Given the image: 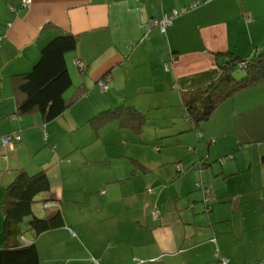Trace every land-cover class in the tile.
I'll list each match as a JSON object with an SVG mask.
<instances>
[{"label":"crops","instance_id":"crops-1","mask_svg":"<svg viewBox=\"0 0 264 264\" xmlns=\"http://www.w3.org/2000/svg\"><path fill=\"white\" fill-rule=\"evenodd\" d=\"M195 3L165 31L155 26ZM23 4L0 0V248L7 187L42 169L66 223L55 264H264V81L220 105L203 137L184 131L194 129L187 102L218 79L227 55L264 48V0ZM63 35L78 39L66 54L65 97L76 100L49 123L18 114L22 78ZM8 135L21 141L7 146ZM199 182L215 199L209 211Z\"/></svg>","mask_w":264,"mask_h":264},{"label":"trees","instance_id":"trees-1","mask_svg":"<svg viewBox=\"0 0 264 264\" xmlns=\"http://www.w3.org/2000/svg\"><path fill=\"white\" fill-rule=\"evenodd\" d=\"M194 11L181 13L172 20V25L176 19ZM77 43L76 36L63 35L53 39L42 49L39 60L19 84L18 90L21 98L18 104V114L28 115L38 112L44 121L49 123L69 109L76 98L70 101L65 97L73 84L66 54L74 51ZM227 56L229 61L221 65L218 79L187 102L185 119L194 129H185V132L195 130L198 137H203L201 124L207 121L220 105L241 90L264 81V48L250 53L244 59L233 57L230 54ZM167 65L169 66L170 63ZM239 72L242 74L238 77ZM140 118L141 116L136 117L135 122ZM229 158H233V155ZM223 160L221 164L225 162V159ZM262 162L264 163V156H262ZM201 163H203L201 159H197L194 166H199ZM181 164H177L176 167L182 172ZM202 169L199 166L200 172ZM197 188L203 193V203L209 211L211 204L215 201L210 187L199 182ZM51 189L50 177L44 170L35 174L20 171L16 179L7 187L6 199L2 205L4 246L0 248V264H40L38 246L36 242H27L21 233L22 224L26 223L38 239L66 226L61 206L54 204L55 199H52ZM39 196H43L42 201L39 202L44 204L43 209L45 210L41 209L40 213L35 208ZM222 260L221 264H223Z\"/></svg>","mask_w":264,"mask_h":264},{"label":"rangeland","instance_id":"rangeland-1","mask_svg":"<svg viewBox=\"0 0 264 264\" xmlns=\"http://www.w3.org/2000/svg\"><path fill=\"white\" fill-rule=\"evenodd\" d=\"M238 77L240 76V74H242V72L238 73ZM244 90V89H243ZM95 142L91 143V145L89 146H93ZM88 146V147H89ZM113 146H110L109 149L111 150ZM51 146H50V150H51ZM91 149V148H90ZM55 150V149H54ZM117 150V149H115ZM90 151V150H89ZM55 152V151H53ZM55 160V159H54ZM54 162V161H53ZM38 168V167H37ZM38 172H41L42 169H37ZM37 172V173H38ZM38 202L35 204V208H36V211L38 213H40V210L42 209L43 211H45L43 209V203L42 202H39L40 200L42 201L43 199V196H39L38 197ZM47 212V211H46ZM48 212H52V210H48ZM21 230H22V235L25 237V239H27V242L28 243H34L36 242V244L41 247V255H40V264H55L57 261H53L52 259V250H53V247L54 245H56V243L58 241H60V239H58V235H59V232L58 231H53V232H49L47 234H45L46 236H41L40 238L42 239H38L35 237V235L33 234V232L31 230H29L28 226H26V223L22 224L21 226ZM63 249V248H62ZM64 255V252L61 251L58 255V257L60 256H63Z\"/></svg>","mask_w":264,"mask_h":264},{"label":"built area","instance_id":"built-area-1","mask_svg":"<svg viewBox=\"0 0 264 264\" xmlns=\"http://www.w3.org/2000/svg\"><path fill=\"white\" fill-rule=\"evenodd\" d=\"M33 0H24V7H29V5H31ZM199 7V3H195L193 5H191L187 10H183V11H175L173 13V15H166L162 20H157L154 22L155 26L160 27L162 31H165V29L169 26L172 25V20L177 17L178 15H180L183 12H190V11H194ZM78 67L80 68V70L83 72L85 69V66L83 63L81 62H77ZM168 65H167V69H168ZM100 87L102 90L106 89V85L104 83L100 84ZM17 141H21V137L18 135H8L2 138V142L3 144L7 145V146H11L13 145V143L17 142ZM223 264H228V261L223 259L222 260Z\"/></svg>","mask_w":264,"mask_h":264}]
</instances>
